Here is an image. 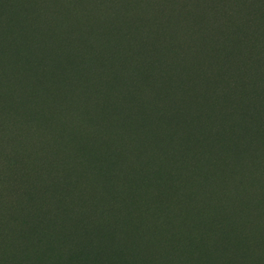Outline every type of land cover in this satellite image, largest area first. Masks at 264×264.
<instances>
[{
    "label": "rangeland",
    "instance_id": "obj_1",
    "mask_svg": "<svg viewBox=\"0 0 264 264\" xmlns=\"http://www.w3.org/2000/svg\"><path fill=\"white\" fill-rule=\"evenodd\" d=\"M255 50L264 0H0V110L58 122L96 173L91 264H264Z\"/></svg>",
    "mask_w": 264,
    "mask_h": 264
},
{
    "label": "trees",
    "instance_id": "obj_2",
    "mask_svg": "<svg viewBox=\"0 0 264 264\" xmlns=\"http://www.w3.org/2000/svg\"><path fill=\"white\" fill-rule=\"evenodd\" d=\"M13 107L17 111L0 110V264H91L98 244L86 239L84 221L101 214L100 203L87 207L82 197L96 173L86 182L84 155L68 156L58 122L38 130L21 107ZM145 163L138 165L149 173ZM107 212L112 216L113 207Z\"/></svg>",
    "mask_w": 264,
    "mask_h": 264
}]
</instances>
